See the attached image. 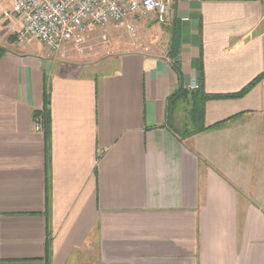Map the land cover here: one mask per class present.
<instances>
[{"label":"crops","instance_id":"obj_1","mask_svg":"<svg viewBox=\"0 0 264 264\" xmlns=\"http://www.w3.org/2000/svg\"><path fill=\"white\" fill-rule=\"evenodd\" d=\"M173 8L181 77L169 48L85 63L2 45L0 264H264V77L207 100L208 130L167 123L179 88L229 96L264 73V0Z\"/></svg>","mask_w":264,"mask_h":264},{"label":"built area","instance_id":"obj_2","mask_svg":"<svg viewBox=\"0 0 264 264\" xmlns=\"http://www.w3.org/2000/svg\"><path fill=\"white\" fill-rule=\"evenodd\" d=\"M11 10L3 17L11 22L16 42L41 43L51 54L65 43L79 42L89 28L109 22L124 24L137 18H152L166 24L173 15V0H7ZM198 84L188 86L197 90ZM37 132L43 131L35 121Z\"/></svg>","mask_w":264,"mask_h":264},{"label":"rangeland","instance_id":"obj_3","mask_svg":"<svg viewBox=\"0 0 264 264\" xmlns=\"http://www.w3.org/2000/svg\"><path fill=\"white\" fill-rule=\"evenodd\" d=\"M8 11L5 7L0 8V48L2 45L16 41L13 33L7 31L2 20H4L3 12ZM170 26L168 24H160L152 18H137L118 24L109 22L107 25L94 26L87 29L82 35L79 42L65 43L60 50L65 53L76 52V56L67 55L74 59L78 57L79 61L87 63L89 60H96L103 57L114 56L128 51L143 49L151 53L162 55L168 51L171 43ZM38 47L46 48L38 43H30ZM28 45V44H27ZM63 48V49H62ZM59 50V51H60ZM73 50V51H72ZM49 56H53L48 52ZM75 60V59H74ZM81 62V63H82ZM184 105L178 112L184 110ZM180 115V113H178ZM180 121V120H179Z\"/></svg>","mask_w":264,"mask_h":264},{"label":"trees","instance_id":"obj_4","mask_svg":"<svg viewBox=\"0 0 264 264\" xmlns=\"http://www.w3.org/2000/svg\"><path fill=\"white\" fill-rule=\"evenodd\" d=\"M3 53H4V50L0 48V58ZM179 53H180V33L178 29L174 27L171 30V43L169 46V55L171 58L174 59L173 68L175 69L179 77H181L182 74H181L180 64H179ZM263 77H264V73L260 75L255 81H253L249 86L244 88L241 92L237 94L229 95V96L208 95L205 92H203V87H199L197 90L192 91V92L186 91L182 87L179 88V90L174 95H172L168 100V106H167L168 128L171 129V131H173V133L179 139H185L196 133H200L202 131L210 129V128H206L204 125V104L207 100L215 99V98L216 99L217 98H220V99L221 98H240L244 96L248 91H250L252 87H254L258 83V81H260V79ZM180 101H184L186 102L188 106H191L190 110L188 111V118H190V121L186 120L185 123L177 125L173 117V113L175 111L177 104ZM45 102H46V97H45ZM41 118H44V114L41 115ZM45 118H46V111H45ZM43 123H44V120H43ZM43 126L45 129L44 130L45 135L48 136V129L46 128L45 124Z\"/></svg>","mask_w":264,"mask_h":264}]
</instances>
